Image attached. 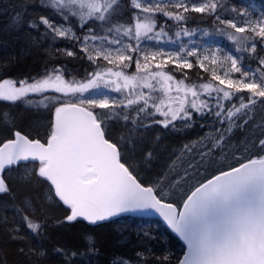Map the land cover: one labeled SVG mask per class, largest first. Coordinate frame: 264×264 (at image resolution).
Segmentation results:
<instances>
[{"label": "snow or ice", "instance_id": "snow-or-ice-1", "mask_svg": "<svg viewBox=\"0 0 264 264\" xmlns=\"http://www.w3.org/2000/svg\"><path fill=\"white\" fill-rule=\"evenodd\" d=\"M127 4L130 13L122 0L13 5L12 30L27 29L29 46L47 45L50 59H86L92 71L77 79L60 60L0 82V101L35 111L27 126L0 111V264H9V244L24 264H50L52 256L76 264L77 250L45 247L52 205L64 212L57 226L155 212L186 249L157 254L151 229L140 228L143 250L113 264H264V115L256 119L264 108V10L225 0ZM36 7L47 14L29 13ZM193 14L210 19L211 29L190 28ZM197 32L225 37L238 55L184 42ZM198 122L209 131L149 175L160 136L145 134ZM235 130L243 139L233 143ZM216 156L223 166L213 167ZM86 242L94 251V237Z\"/></svg>", "mask_w": 264, "mask_h": 264}, {"label": "trees", "instance_id": "trees-1", "mask_svg": "<svg viewBox=\"0 0 264 264\" xmlns=\"http://www.w3.org/2000/svg\"><path fill=\"white\" fill-rule=\"evenodd\" d=\"M18 0H0V82L4 79H20L29 75L35 76L41 73L46 64L59 63L63 60L67 69L77 79L83 78L87 72L92 71L89 62L83 58L60 57L58 59H50L45 51L47 45L42 47L29 46L27 40V29L19 31L12 30L11 19L15 15L13 5ZM227 4L243 2L247 6L256 5L260 10H264V0H225ZM123 11L130 13L131 9L127 4V0H122ZM29 13L33 11L47 14V10L40 8H29ZM195 17L189 22L188 26L192 29H211L212 21L208 18H202L200 14H193ZM166 18L158 17V23H164ZM172 25V21H168ZM175 31V28H173ZM172 35V33H169ZM199 32H197L196 37ZM33 36L36 33H32ZM216 36H202L197 38V44L202 43L206 39L211 41ZM220 37V36H219ZM218 38V36L216 37ZM235 55L234 46L231 42H226ZM58 47H71L69 41H58ZM249 61H245L248 63ZM253 68L256 62L251 61ZM134 69H130L132 71ZM195 69L190 75L195 73ZM206 75V74H204ZM179 77L180 74L177 73ZM193 79L195 77L193 76ZM0 111H7L18 117L17 123L27 126L35 119V111L22 102L11 104L9 102L0 101ZM194 129V128H193ZM150 134V133H149ZM146 133V136H149ZM159 135V144L163 150L171 146L173 139L171 135H167L164 129L158 128L154 131L153 136ZM152 136V137H153ZM177 138V136H175ZM159 157V156H158ZM156 159L153 162V168L149 171V175L159 172L156 167L159 165ZM52 218V226L49 229V239L44 241L45 247L52 245L65 246L70 249L77 250L81 255L78 256L76 264H113V261L119 257L135 259L134 253L143 250L146 241L142 242L137 236L140 228H150L152 234L156 237L150 242V246L159 254L162 250H171L174 254H181L185 251L184 245L179 238L175 236L169 229L159 220L155 218H143L123 216L115 220L100 223L98 225H90L87 222L79 221L73 224H55L56 218H62L63 209L52 205L49 207ZM92 236L95 240V250H89L86 237ZM9 264H24V258L17 255L16 245H7ZM50 264H59V259L55 256L50 258Z\"/></svg>", "mask_w": 264, "mask_h": 264}, {"label": "rangeland", "instance_id": "rangeland-1", "mask_svg": "<svg viewBox=\"0 0 264 264\" xmlns=\"http://www.w3.org/2000/svg\"><path fill=\"white\" fill-rule=\"evenodd\" d=\"M250 7H253L257 11H260V9L256 5H251ZM201 37H202V35L199 32L197 37H196V35L191 37V38L184 37L183 40L185 43H187L189 39H191L192 41H194L196 43H199L197 38L201 39ZM216 37L214 39H212L211 41L206 39L205 41L200 43V45L212 46V47H221L225 51L231 50L229 45L226 43V42H228V40L225 37H223V36H220V37L218 36V38H216ZM169 47L171 48L173 46H169ZM233 54H234V52H233ZM262 115H264V108L257 106V108H256V119L259 121V119ZM200 123L201 122H198L196 124V126L193 127L194 129L191 128V129H185V130H181V131L165 130L167 135H171V137L173 139V143L171 144V146L166 147L164 150L162 148H160V147H163L162 145L158 144V146H157V151H158V156H159V157L157 156V160H158L157 163H159V165L156 167L159 169V172L166 170L167 165H169L176 158L178 151L183 147V145L190 144L192 141H196L198 138L204 136L205 133H207L209 131L208 126L201 128L199 126ZM158 128H160V127L159 126L154 127L150 132H148V134L150 133L148 137L151 138L153 136L154 131L157 130ZM256 135H259L258 131L256 132ZM175 136H177V138ZM233 137H234L233 143H236L237 141L243 139V134L239 130H235L233 132ZM196 151H197V149H193L192 154L190 156H188L187 159H192V157L196 155ZM213 155H216V154L214 153ZM216 159H217L218 163L213 165V167L215 168V167L223 166L224 161L219 156H216ZM151 168H153V167H151ZM159 172H157V173H159ZM177 199H179V197H177Z\"/></svg>", "mask_w": 264, "mask_h": 264}, {"label": "water", "instance_id": "water-1", "mask_svg": "<svg viewBox=\"0 0 264 264\" xmlns=\"http://www.w3.org/2000/svg\"><path fill=\"white\" fill-rule=\"evenodd\" d=\"M134 216V217H147V218H150V217H153V218H157L159 219L165 226H167L166 222L163 221L162 217L159 216V214L155 213V212H149V213H127V214H122L120 217L122 216ZM119 218V217H117ZM116 219V218H113V220ZM107 222V221H105ZM103 223V222H102ZM168 227V226H167ZM170 231L171 229L168 228ZM174 234V233H173ZM175 235V234H174ZM176 236V235H175ZM182 242V241H181ZM183 243V242H182ZM186 250V249H185Z\"/></svg>", "mask_w": 264, "mask_h": 264}]
</instances>
